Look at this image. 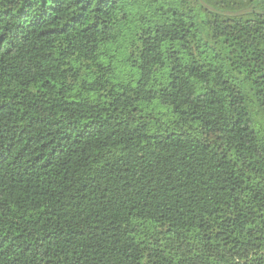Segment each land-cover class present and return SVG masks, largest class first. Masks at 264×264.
<instances>
[{
	"label": "trees",
	"instance_id": "1",
	"mask_svg": "<svg viewBox=\"0 0 264 264\" xmlns=\"http://www.w3.org/2000/svg\"><path fill=\"white\" fill-rule=\"evenodd\" d=\"M0 264H264V0H0Z\"/></svg>",
	"mask_w": 264,
	"mask_h": 264
}]
</instances>
